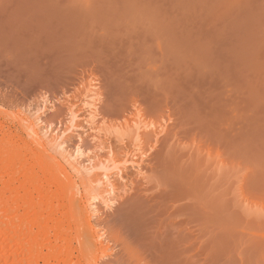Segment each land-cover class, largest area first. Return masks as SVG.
Listing matches in <instances>:
<instances>
[{
  "label": "rangeland",
  "instance_id": "obj_1",
  "mask_svg": "<svg viewBox=\"0 0 264 264\" xmlns=\"http://www.w3.org/2000/svg\"><path fill=\"white\" fill-rule=\"evenodd\" d=\"M72 110L102 136L61 139ZM62 140L94 159L139 149L110 204ZM35 184L68 264H264V0H0V213L24 214L0 218V259L32 242Z\"/></svg>",
  "mask_w": 264,
  "mask_h": 264
},
{
  "label": "bare ground",
  "instance_id": "obj_2",
  "mask_svg": "<svg viewBox=\"0 0 264 264\" xmlns=\"http://www.w3.org/2000/svg\"><path fill=\"white\" fill-rule=\"evenodd\" d=\"M82 104H83V109L81 111L88 112L89 108H90V103H88L87 101H83ZM80 120H83V118L80 117L78 112H75L74 110H72L69 124L67 125L66 129L64 130V134H62L63 136H60V138L62 139L65 135H68L69 133L77 134V130H80V129L85 130L86 128H87V130H90L92 132L97 133L98 136H102L101 131H96V129H95V126H94L95 119L93 117H90L86 120L84 119L86 121L85 122L86 128L79 126L78 123ZM50 132H52V131L50 130ZM50 132L47 131L46 133H50ZM60 138H57V139L59 140ZM54 139L56 140V138H54ZM40 142H41V145H40V147H41L44 145V142L42 140H40ZM66 144H67L66 140H62V142L59 143V146L63 151V161L65 162V164H67L69 167H71L73 169L75 164L82 163L80 161L82 159H84L83 157L86 156L88 158L87 161L89 162V165L86 169L87 170H91V169L93 170L94 169L97 172L99 171L93 177V180H92L93 183L98 188V191H99L98 192L99 194H96L94 196L96 198L93 197L94 198L93 200H98V202L102 201L106 204H110L112 197L115 195L116 190H117L118 179H124V176L127 175L129 167L131 166L132 168H135L136 165L138 164L136 161V158H137V154L139 152V149H137V148H135L132 151H130V150L125 151V154L123 156L124 161L120 162L119 161L120 157L118 156L119 157L118 158L112 149L109 150L108 156L106 158L100 159L101 156H96V158L97 157L98 158L94 159L95 157L93 158V156H91V155H90L91 157L89 155L87 156L84 153L83 149H81L80 146L78 148L76 147L77 149L75 148L76 150L71 152V149L69 151L68 150L69 147H67ZM121 159H123V158L121 157ZM55 161H56V164L58 165L57 167L60 166L61 167V168L59 167L60 170L63 171V173L66 172L67 179H68L70 176H68L69 175L68 170L66 171L67 165L65 166V164H63V162H61L62 160H55ZM97 164H99L98 167H95ZM114 169L117 170V172L114 173L116 175L111 173V170H114ZM63 175H65V174H63ZM17 177L18 176H12L11 183H15L17 181ZM65 177H66V175H65ZM33 187H34L33 191H29V190L27 191V189L26 190L24 189L25 196L22 197L23 199L21 198L22 199L21 201H23L25 199L24 201L27 202L25 204L27 207L26 210L33 211V213L35 211V214L37 212V214L39 213V214H41V216L43 213H45V212L48 213V211L50 210V214H49L50 216L49 217L46 216L47 220L45 217H44L45 219L43 220V216H42V218L40 216V218H37V220L35 219L36 220L35 222H32L31 225H28L26 227V229L22 230V233L27 234L30 237H33L32 242L28 241L26 243H19V247H17L16 251L11 256V262H9L7 259H4L2 257L3 259H0V264H39L38 262L40 260L43 261L44 264H50V260L55 258V257H56V261H55L56 264H68V262L66 260L64 261V259L61 258L60 256H58V254H57V252L59 251V249L61 247L60 242H65L66 239H63V235L61 234L62 230L60 228V225L58 224V221H55V219L53 218V215H55V213L51 212V209L49 207V206H51V202L48 201L49 198H47V200L46 199L45 200L40 199V201H34L33 199H31V201H30L29 198L33 195V193L34 192L39 193V191H40V187L37 184H35ZM7 189H9V186H7ZM19 200H20V198H19ZM93 200H92V202H88L87 204H85V210L83 211V213L86 212V215H85V217H82V221H83V223H85L83 225L89 231L93 230V227L91 225V217H92V214L94 213L93 209H94V205H95V203H93ZM22 203H24V202H22ZM83 208H82V210H83ZM10 214L16 215V218L19 215H22V214H20V211L18 208V209H12V211H7L5 214H3V217H1V213H0V218L1 219L9 218ZM22 216H24V214ZM37 216H39V215H37ZM19 217H21V216H19ZM11 219H10V221H11ZM31 221H30V223H31ZM50 223L52 226L49 225ZM44 227H46L45 230L49 228L50 232H51V230L54 232V234L51 235V236H54L53 239H55V240H52V241H55L54 244L52 242H50V243L48 242L49 244L46 243L47 245H44L42 243V242H45L44 240L42 242H39L38 236L42 235L46 232V231L42 232V231H44V229H43ZM5 232H6V229L4 228V226L0 225V253H2V252L4 253L6 250L5 238L3 236V233H5ZM50 232L47 231V233H50ZM16 233H17V231H15L13 233V236H15L14 234H16ZM92 233L90 232V234H92ZM13 236L11 235V237H13ZM45 236H47V234ZM93 236L94 235H90V237L93 238V248H94V250L95 249L97 250L98 245H99V241H100L102 236H99V237L98 236L95 237L96 235L94 237ZM48 237H50L49 234H48ZM44 250H46L47 252L45 253ZM18 257H21L23 259L24 258L27 259L30 257L31 259H34V260L31 263H27V262L21 263V262L16 261Z\"/></svg>",
  "mask_w": 264,
  "mask_h": 264
}]
</instances>
